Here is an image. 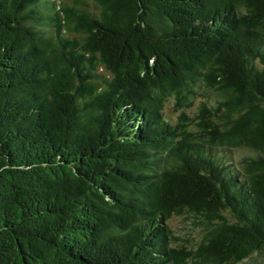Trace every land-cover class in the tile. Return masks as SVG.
Returning a JSON list of instances; mask_svg holds the SVG:
<instances>
[{
  "label": "trees",
  "instance_id": "trees-1",
  "mask_svg": "<svg viewBox=\"0 0 264 264\" xmlns=\"http://www.w3.org/2000/svg\"><path fill=\"white\" fill-rule=\"evenodd\" d=\"M254 256L264 0H0V264Z\"/></svg>",
  "mask_w": 264,
  "mask_h": 264
},
{
  "label": "rangeland",
  "instance_id": "rangeland-1",
  "mask_svg": "<svg viewBox=\"0 0 264 264\" xmlns=\"http://www.w3.org/2000/svg\"><path fill=\"white\" fill-rule=\"evenodd\" d=\"M202 99H199L197 101V104L198 102H200ZM171 106L169 105V107L167 108V111H166V115L167 116H170L172 118H174L176 115L172 113V110H171ZM194 109L195 108H192L189 113H193L194 112ZM229 154V153H228ZM244 154V151L242 150H234L232 151L231 155L234 159H240ZM191 220L190 218H185V217H177V216H173L172 219H170L169 221V226L171 227L172 231L174 232V234L176 236H178L181 241L180 243L187 239L189 240L190 242H192L191 244H195V242H197L199 239H200V229L197 228L196 226H194L192 223H191ZM263 263L264 262V259L263 257H260V256H254L251 260L249 259L246 264H258V263Z\"/></svg>",
  "mask_w": 264,
  "mask_h": 264
}]
</instances>
